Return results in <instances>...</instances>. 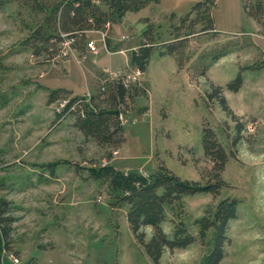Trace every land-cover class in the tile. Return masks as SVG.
<instances>
[{"label":"rangeland","instance_id":"rangeland-1","mask_svg":"<svg viewBox=\"0 0 264 264\" xmlns=\"http://www.w3.org/2000/svg\"><path fill=\"white\" fill-rule=\"evenodd\" d=\"M197 1L150 0L127 11L106 36L113 53L104 48L103 33L93 30L87 35L98 52L67 44L66 54L50 50L31 35L44 10L10 0L0 11V197L11 201L16 217L0 264H198L213 247L215 228L202 238L197 219L225 197L236 198L238 206L219 264H264V15H249L245 0H216L210 9L217 32L190 35L183 67L174 54L155 55L141 75L131 63L145 27L152 25L156 40L169 41L178 31L183 36L196 13L184 25L182 18ZM220 50L226 53L201 75ZM240 70L241 87L227 88ZM119 74L140 80L147 92L128 103L120 122L124 141L101 145L75 126L73 115L60 113L52 96L56 90L65 98L97 93ZM212 84L222 85L235 118L218 96L209 97ZM205 126L228 153L225 183L217 195L184 194L180 204H166L162 225L168 236L175 218L196 240L166 247L155 262L129 225L128 206L112 203L109 181L94 170L104 159L144 173L165 164L183 178L208 182L216 171L203 147ZM144 230L149 240L151 226Z\"/></svg>","mask_w":264,"mask_h":264},{"label":"trees","instance_id":"trees-1","mask_svg":"<svg viewBox=\"0 0 264 264\" xmlns=\"http://www.w3.org/2000/svg\"><path fill=\"white\" fill-rule=\"evenodd\" d=\"M32 9L44 10V21L32 32V36L49 45V49L59 51L60 44L66 38L73 39L72 46L80 51L86 47L89 30L104 29L105 24L120 20L127 11L139 10L147 5L150 0H24ZM10 0H0V11ZM216 0H199L192 9L182 18L195 12V17L188 27V31L182 34L178 31L175 36L167 40H156L151 31L152 25H148L142 32V41L130 52L131 63L134 67L145 71L155 55L174 54L179 67H183L185 61L183 52L190 35L200 32H217L214 17L210 5ZM244 9L256 18L264 15V0L248 2L245 0ZM200 23V28L196 24ZM181 24V26H183ZM180 27V25L178 26ZM108 41V39H107ZM110 42V40H109ZM226 50L212 52V57L200 70L204 75L208 67ZM242 69V68H241ZM242 70L235 78L227 83V88L237 91L243 83ZM106 90L91 94L89 99L84 95H73L66 111L75 118V126L85 136L94 138L99 144L118 146L125 139L121 125L117 119V105L123 102H132L135 95L147 92L145 86L126 85L122 80H107ZM222 85L212 84L208 93L210 98L218 96V101L223 110L232 117H236L230 107L227 98L222 94ZM55 91L52 96L56 100L61 95ZM203 147L206 155L213 162L215 174L213 179L202 182L196 179L183 178L160 164L156 169L147 172L139 170H121L112 164L101 166L95 171V176L109 181L113 204L127 205V218L129 225L146 252L155 262H159L166 247H185L196 240V236L190 231L183 220H175L173 223V236L169 237L165 232L162 222L166 219V204H180L184 194L196 192L220 193L225 181L221 172L228 160V153L218 139L216 132L210 127L203 128ZM238 200L225 197L217 203L213 211H208L197 219L200 225V235L205 237L210 226L215 228V241L206 257L198 264H219L225 255V244L230 241L228 235L229 221L237 217ZM16 220L12 212L11 201L6 197H0V257L4 249L8 247L11 238L13 223ZM145 226H151L152 236L146 240Z\"/></svg>","mask_w":264,"mask_h":264},{"label":"built area","instance_id":"built-area-1","mask_svg":"<svg viewBox=\"0 0 264 264\" xmlns=\"http://www.w3.org/2000/svg\"><path fill=\"white\" fill-rule=\"evenodd\" d=\"M111 23L110 22H107L105 24V28L104 29H97V30H93V31H99V32H102L103 33V40H104V48L109 52V53H113L114 51H110L109 50V44L107 43V37L108 36V32L109 30L111 29ZM72 41L73 39H70V38H66L64 41H62V43L60 44V49H59V53H67L68 52V48H74L72 46ZM68 45V48H65L64 45ZM86 46H88L93 52H98L99 49L96 45V42L94 39H87V42H86ZM133 49V48H132ZM263 58H264V54H263ZM138 70V73L141 75V73H144L145 71L141 70L140 68H137ZM137 79V78H136ZM109 80H122V82H124L126 85H130V84H133V85H137L139 87H142V86H145L143 85V83L140 81V80H136L135 82L131 80L130 77H128L127 75L125 74H119V75H114L112 76L111 78H109ZM106 90V87H105V84H102L101 86V90L100 91H105ZM86 97V99H89V97L91 96V94H88L87 96L84 95ZM56 100H59L60 101V107H58V110L60 113H67L68 111H66L67 109V106L68 104L70 103V97L68 98H65V97H62L60 96L59 98H57ZM128 107V103L126 102H123V103H120L117 105V119L119 120V122L121 121H124L126 119V110ZM108 164V161L107 159H104L101 163L102 166L104 165H107Z\"/></svg>","mask_w":264,"mask_h":264},{"label":"crops","instance_id":"crops-1","mask_svg":"<svg viewBox=\"0 0 264 264\" xmlns=\"http://www.w3.org/2000/svg\"><path fill=\"white\" fill-rule=\"evenodd\" d=\"M149 67V66H148ZM146 82H147V78H146ZM148 91H149V88H148Z\"/></svg>","mask_w":264,"mask_h":264}]
</instances>
